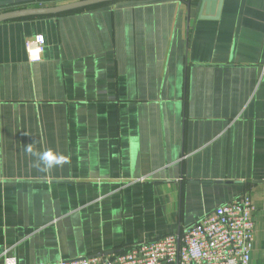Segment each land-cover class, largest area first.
I'll return each mask as SVG.
<instances>
[{"label":"crops","instance_id":"crops-1","mask_svg":"<svg viewBox=\"0 0 264 264\" xmlns=\"http://www.w3.org/2000/svg\"><path fill=\"white\" fill-rule=\"evenodd\" d=\"M41 1L0 9L74 0ZM197 2L0 22V264L123 253L244 193L264 264V0H223L218 18Z\"/></svg>","mask_w":264,"mask_h":264},{"label":"built area","instance_id":"built-area-1","mask_svg":"<svg viewBox=\"0 0 264 264\" xmlns=\"http://www.w3.org/2000/svg\"><path fill=\"white\" fill-rule=\"evenodd\" d=\"M45 39L27 42L31 59L44 51ZM256 210L244 193L201 217L180 234L138 243L115 255H90L43 264H251Z\"/></svg>","mask_w":264,"mask_h":264},{"label":"water","instance_id":"water-1","mask_svg":"<svg viewBox=\"0 0 264 264\" xmlns=\"http://www.w3.org/2000/svg\"><path fill=\"white\" fill-rule=\"evenodd\" d=\"M113 1L117 0H74L56 5L33 6L9 10L0 12V22L35 16L57 15ZM187 1L191 2V0ZM222 4L223 0H198L197 10L202 12L205 9V14L207 17L211 16L213 18H218L221 14Z\"/></svg>","mask_w":264,"mask_h":264},{"label":"clouds","instance_id":"clouds-1","mask_svg":"<svg viewBox=\"0 0 264 264\" xmlns=\"http://www.w3.org/2000/svg\"><path fill=\"white\" fill-rule=\"evenodd\" d=\"M28 151L31 152V146H28ZM39 160L43 163L45 168H51L54 165L61 163V158L51 151L43 152L39 155Z\"/></svg>","mask_w":264,"mask_h":264},{"label":"trees","instance_id":"trees-1","mask_svg":"<svg viewBox=\"0 0 264 264\" xmlns=\"http://www.w3.org/2000/svg\"><path fill=\"white\" fill-rule=\"evenodd\" d=\"M56 1H60V0H56ZM21 8H25V7H16V8H3V9H0V11L4 12V11H9V10H15V9H21Z\"/></svg>","mask_w":264,"mask_h":264},{"label":"rangeland","instance_id":"rangeland-1","mask_svg":"<svg viewBox=\"0 0 264 264\" xmlns=\"http://www.w3.org/2000/svg\"><path fill=\"white\" fill-rule=\"evenodd\" d=\"M47 1H49V0H47ZM42 2H45V1L43 0V1H41V3H42ZM33 6H34V5H33ZM25 8H26V7H25Z\"/></svg>","mask_w":264,"mask_h":264}]
</instances>
